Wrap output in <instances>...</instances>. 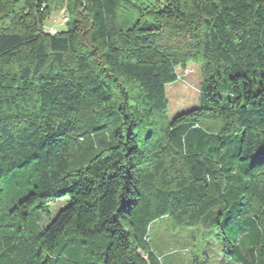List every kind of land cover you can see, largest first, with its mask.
<instances>
[{"label": "trees", "instance_id": "1", "mask_svg": "<svg viewBox=\"0 0 264 264\" xmlns=\"http://www.w3.org/2000/svg\"><path fill=\"white\" fill-rule=\"evenodd\" d=\"M69 9L0 0V264H163L162 219L264 264V0ZM190 63L202 103L170 118Z\"/></svg>", "mask_w": 264, "mask_h": 264}, {"label": "rangeland", "instance_id": "2", "mask_svg": "<svg viewBox=\"0 0 264 264\" xmlns=\"http://www.w3.org/2000/svg\"><path fill=\"white\" fill-rule=\"evenodd\" d=\"M70 9L74 0H64ZM142 6H153L158 0H131ZM165 2L166 0H159ZM56 4V1H53ZM69 9V12H70ZM56 24L66 29L65 16L54 12ZM72 20V18H71ZM178 81L167 86L169 100V117L199 107L201 99V72L199 65L190 63L186 68L178 69ZM66 201H56L53 209L56 212ZM54 212V213H55ZM149 241L152 248L160 255L163 264H223L222 244L214 231L174 230L169 221L162 219L153 223ZM196 245V246H195Z\"/></svg>", "mask_w": 264, "mask_h": 264}, {"label": "built area", "instance_id": "3", "mask_svg": "<svg viewBox=\"0 0 264 264\" xmlns=\"http://www.w3.org/2000/svg\"><path fill=\"white\" fill-rule=\"evenodd\" d=\"M51 31L55 33V30L51 29Z\"/></svg>", "mask_w": 264, "mask_h": 264}]
</instances>
